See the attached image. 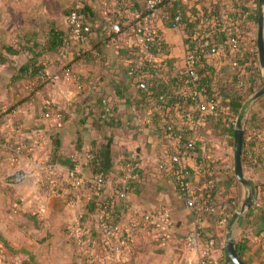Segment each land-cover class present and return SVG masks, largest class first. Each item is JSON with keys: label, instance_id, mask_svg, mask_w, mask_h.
Returning a JSON list of instances; mask_svg holds the SVG:
<instances>
[{"label": "built area", "instance_id": "built-area-1", "mask_svg": "<svg viewBox=\"0 0 264 264\" xmlns=\"http://www.w3.org/2000/svg\"><path fill=\"white\" fill-rule=\"evenodd\" d=\"M237 1L240 4L232 12L226 7L215 11L212 4L206 9L198 8L199 0H71L64 18L58 70L43 68L34 78H29V97L37 92L40 83L58 81L71 82L76 92L85 96L96 92L100 97L98 119L116 122L117 112L112 100L98 92L95 82L85 80L83 73L76 71L69 62L71 58L67 57L74 48L84 53V45L98 30L104 45L123 60L126 77L140 93V102L131 106L130 124L133 129L145 127L156 135L162 148L156 167L172 178L177 195L192 214L193 221L184 238L189 248H196L198 244L203 216L216 215L220 223H226L229 218L225 204L210 188L216 183L218 172L228 174L231 170L223 166L217 146L208 137L209 122L218 115L222 105L220 88L211 70L215 68L212 60L233 55L235 58L230 59L228 65L249 77L252 69L259 67L252 55L256 40L246 39L247 23L254 21L257 26L258 0ZM92 13L100 16L99 24L92 20ZM165 27L176 30L180 37L182 54L179 58H172L170 54V45L163 35ZM247 48L249 56L238 58ZM43 106V118L61 126L63 113L59 106L50 100L44 101ZM2 111L6 109L2 107ZM238 117L224 122V127L234 131ZM1 147L24 155V147L17 142L0 141ZM25 151L32 150L25 148ZM198 151L201 156L194 158L195 167L192 168L189 160ZM92 157L86 150L70 154L64 163L49 159L37 161L32 154L29 158L34 162L40 189L49 196L67 198L71 190L87 187L105 198L109 186L107 174L91 170L86 177L81 170L82 165L90 168ZM141 168V158L134 149L130 150L117 165L118 176L110 186L111 194L125 201ZM194 174L203 178L199 185L193 184ZM24 177V172H18L14 181ZM230 202L237 208L243 204L237 200ZM123 210L124 217L116 221L109 220L108 215H98L97 228L104 238L106 256L127 253L137 233L148 234L159 245H165L172 224L168 208L157 206L139 210L124 203ZM82 218L83 213L68 226V233L76 244L84 247L90 236ZM213 247L214 241L208 240L199 254L200 264L210 263Z\"/></svg>", "mask_w": 264, "mask_h": 264}, {"label": "crops", "instance_id": "crops-1", "mask_svg": "<svg viewBox=\"0 0 264 264\" xmlns=\"http://www.w3.org/2000/svg\"><path fill=\"white\" fill-rule=\"evenodd\" d=\"M61 1L59 0V2ZM16 3L14 5L13 0H0V141H7L10 144L17 142L24 147V155L15 154L13 150L6 147L0 148V182L5 175L1 169L5 171L7 168L4 167V163L12 166L13 179L14 175L20 171L25 173V177L20 182L15 183L13 181L15 183L13 185L6 182L7 187L0 184V194L14 197L19 192L23 195L27 193V202L32 200L31 197L37 201L43 199L46 196L42 193L43 191L37 182L36 169L34 162L29 158L30 155L32 154L37 161L49 159L64 163L70 154L82 153V151L90 148L91 140L97 138L104 143L106 136L109 139L110 153L106 166L109 186L104 194L105 197H113L117 202L127 203L139 210H150L157 206H163L169 209L172 218L169 238L164 246L154 242L148 234H143L140 243L144 245L145 251L139 253L140 258L136 260V264H142L146 257L147 263L155 258L157 261L155 264H200L198 261L199 254L208 240H211V236L221 238L220 243L222 244L227 238H234L236 246H240V257L243 260L252 261L254 264H264V108L258 101L260 96L248 102L258 90L245 101L241 116L243 127L241 163L243 174L253 183L255 188L253 203L242 215H237L230 223L233 214L240 209L230 201L237 200L240 204L241 201H244L247 190L234 173V131L226 128V125L224 127L223 124L213 121L214 127L208 129V137L212 144L217 146V155L221 157L223 166L231 169L228 174L218 172L215 175L217 199L225 204L229 218L226 223H220L216 215L205 217L200 222L202 236L199 238L196 248H189L184 238L190 229L193 217L190 210L177 195L172 178L168 174L160 172L156 167V159L160 149H162L159 140L148 128L133 129L127 124L132 118L131 106L133 103L140 102L138 100L140 93L126 77L123 60L111 48L104 45L103 37L98 30H95L84 45L85 56L73 62L74 69L82 72L85 80L95 82L98 92L108 95L114 101L120 122L113 127L104 125L97 129L94 119L97 93L93 92L88 96L79 94L71 82L58 81L53 84H44L37 88V92L31 97H29L31 82L28 79L23 81L18 88L9 87L8 82L13 72L27 61L28 53L26 50H21L16 55L9 54L3 49L2 44L22 43L25 35L32 34L33 43L35 42L38 46L42 42V37L48 29L50 21H54V25L63 30L64 18L71 5V0H63L61 8L58 5L57 8L55 7L56 13L47 16L44 22L42 20L39 23L38 18H35L34 15H29L26 22L21 17H14V7L16 10L20 2ZM211 4L215 6V11L226 7L235 12L240 2L237 0H199L198 8L206 9ZM5 9H9V18L5 15ZM94 19L97 24L102 21L97 13H92V20L94 21ZM246 29L248 31L246 39L255 38L256 40L257 26L254 21L248 22ZM163 35L170 45L172 58L181 57V41L176 30L165 27L163 28ZM15 48L19 51L18 46ZM249 54L248 48L244 49L238 58H246ZM55 57L53 53L46 56L47 61L44 62V65H46L47 70H58L59 65L55 63ZM232 58L235 57L229 55L223 56L221 59L215 58L212 60L215 68H211L215 73L216 84L220 88L221 110L226 114L229 113L226 102L230 86H238L242 82L252 84L256 78L254 71L257 69L253 68L252 75L249 77L243 74L241 70H235L228 65ZM46 100L55 102L63 111L65 119L61 126H56L52 121L43 118V103ZM2 107L6 109L5 112L2 111ZM103 143L101 144L103 145ZM25 148H31L32 151H25ZM132 149L141 158L142 168L138 179L127 193L126 200L123 201L111 194L110 186L118 176V163ZM198 156H201L199 151L189 160L192 168L195 167L194 158ZM81 170L86 177H89L91 168L82 165ZM192 181L193 184L199 185L203 178L194 174ZM70 192L71 194L67 198L48 196L46 210L51 216H61L62 214L61 218L66 219L60 230V236L65 238L66 245L69 244L66 239L73 238L66 228L76 221L77 214L84 213V226L87 230L98 231L96 230L95 215H87L84 212V205L93 196L92 191L84 187ZM28 207L26 209L18 208V211H22L23 217L31 221V226L34 229L40 228L44 223L40 217L41 212L32 209L33 206L28 205ZM26 213L37 214L38 219L41 220L40 225L36 227L33 221L25 215ZM210 228H213V232ZM0 236L13 251L17 252L12 254L0 241V256H18L22 253L28 256L34 255L31 250L29 251L23 246L18 247L1 224ZM33 237V234H28L29 239ZM44 241L46 239L42 240V242ZM86 247H81V252L77 255L86 256ZM90 251L91 256H106L104 252L100 251V253L94 247ZM167 251L169 252L167 253ZM225 254V249L223 251L215 245L210 251L209 264H232L226 262ZM122 256H129V253H124ZM127 259L126 257L125 260ZM33 264L36 263L33 262Z\"/></svg>", "mask_w": 264, "mask_h": 264}, {"label": "trees", "instance_id": "trees-1", "mask_svg": "<svg viewBox=\"0 0 264 264\" xmlns=\"http://www.w3.org/2000/svg\"><path fill=\"white\" fill-rule=\"evenodd\" d=\"M70 10V6L67 9V13ZM90 9L86 8V11H89ZM64 12V10H62ZM66 13V14H67ZM256 21V20H255ZM64 35V30L59 29L57 26L54 25V21L49 22V27L45 31V35L42 37V42L39 43L37 46L35 42L33 43L32 40V34L31 35H25L23 38L22 43L14 44V45H8V44H2L3 49L12 55H16L20 53L21 50H26L28 53V59L25 63L21 64L18 66V68L15 69L13 72L9 82L8 86L13 87V88H18L19 85L23 83L26 79L29 80V78H34L36 75V72L40 69L46 68V65H44V62L47 61L46 56L48 54H55V63L58 65L61 64V58L59 55L60 49H61V41H62V36ZM19 47V51L15 47ZM70 53L67 54V57H70L71 60L69 62H74L76 59H81L85 56L84 53H80V51L76 50L75 48L69 51ZM252 55L254 56L255 60H258V53H257V47L254 45L253 47V53ZM30 71V75H27V72ZM255 74V80L252 84H246L245 82H242V84L238 86H230L229 94H228V100L226 102V106L229 108V113L226 114L224 113L222 109V105L220 106V111L217 116H215L213 119L210 120L209 126L214 127L213 121H216L218 124H225L224 122L226 121H232L238 116H242V108L244 106L245 101L247 98L255 93L257 90H259L262 86V76L260 72V68L257 67V69L254 71ZM45 84V83H44ZM43 83H40L39 87L44 85ZM103 95H106L102 93ZM108 96V95H106ZM109 97V96H108ZM110 98V97H109ZM111 99V98H110ZM112 100V99H111ZM258 101L260 105L264 108V94L261 95L258 98ZM114 104V109L116 110V106L114 101L112 100ZM100 106V97L99 95L96 97L95 101V107H96V112ZM58 111V109H57ZM62 113L63 111L60 110ZM117 112V110H116ZM65 116L63 113V122H64ZM95 121L97 125V129H100V127L106 125L109 127H113L119 124L120 118L117 114V121L109 120V121H104L100 120L97 117V114L95 116ZM224 119V120H223ZM131 121V120H130ZM130 125L131 128L133 126L130 124V122L127 123ZM233 133V131H232ZM233 138V137H232ZM109 139L105 136L104 138V143L100 142L99 140L93 139L91 140V147L87 148L90 153H92V160L90 163V168L92 171L97 172V171H103L106 173V166H107V158L108 154L110 153L109 150V145H108ZM233 142V140H232ZM103 143V145L101 144ZM98 147V148H97ZM106 147V148H104ZM84 150V151H86ZM82 151V153L84 152ZM212 192H217V184H213L212 187H210ZM210 189H208L209 191ZM93 196L89 199V201L84 205V212L87 215H95L96 218V224L98 223V215L103 214L104 216L108 215L109 220L116 221L120 218L124 217V202H117L115 198L111 197H105L102 198L101 195L96 194L95 192H92ZM28 218H30L34 225L38 227L40 225L41 220L38 219L37 214H32V213H26ZM207 216L211 215H206L203 216V219ZM85 222V219L83 220V223ZM68 231V227L66 228ZM86 229V227H85ZM211 231L213 232V228H210ZM98 231L94 230H88L90 240L86 244L85 250L86 256H80L79 262L80 264H99V259L105 257V256H88L90 249L92 247L97 248L98 252H104L105 253V248H104V238L102 236L101 230L98 228L96 229ZM201 230V228H200ZM209 230V232L211 233ZM65 232V228H64ZM202 232H200V237ZM143 236V233H137L134 237V240L130 244L128 253L129 256H127V260L123 261L122 264H136L137 259L140 258L139 253L145 251L144 245H141L140 239ZM211 240H214V246L216 245L217 247L221 248L224 251V244L220 243L221 238H216L215 236L210 237ZM154 242H157V240L152 239ZM0 241L4 244L7 250H9L12 254H16L17 252L13 251L10 246H8L7 242L0 236ZM70 242L75 246L76 249H81V246L75 243L74 238H70ZM143 243V242H142ZM158 243V242H157ZM152 244V242H151ZM89 250V251H88ZM237 253L239 256H241V249L240 246H236ZM81 252V251H80ZM100 252V253H101ZM225 260L228 263H231L230 260L228 259L227 255L225 254ZM249 263L254 264L252 261H249ZM18 264H33V262L30 259H23L20 263Z\"/></svg>", "mask_w": 264, "mask_h": 264}, {"label": "rangeland", "instance_id": "rangeland-1", "mask_svg": "<svg viewBox=\"0 0 264 264\" xmlns=\"http://www.w3.org/2000/svg\"><path fill=\"white\" fill-rule=\"evenodd\" d=\"M14 5L16 2H20L17 5V9L14 7V17H21L24 22L29 17V15H34L35 18H38L39 21L44 22L47 16H51L56 13L55 9L60 6L62 7L63 0L59 2V0H13ZM10 4V3H8ZM58 5V6H57ZM56 7V8H55ZM9 8V6H8ZM67 8V7H64ZM9 9H5V15L9 18ZM19 19V18H17ZM3 177L2 182H0L1 186H6V182H10V184H15L20 181H14L12 177V166L7 163H4ZM3 168V167H1ZM20 171L19 173L21 174ZM14 175V174H13ZM24 178H22L23 180ZM13 181L15 183H13ZM5 184V185H4ZM43 191V190H42ZM41 191V192H42ZM46 197L43 199H39L38 201L31 197V201L27 202L26 194L18 193L11 197L10 195H2L0 194V224L4 228V230L9 234V236L15 241L18 247L23 246L31 253L33 256H28L25 253L18 254V256H0V264H18L23 259H30L32 262L36 264H80L79 258L77 254L80 253V249H76L75 246L70 242V238L66 239L69 241V244H65V238L60 236V230L63 227L64 220L61 216L53 215L51 216L46 212L48 207V199L49 195L42 192ZM28 205L33 206L32 209L38 210L40 213V217L44 223L40 228L34 229L31 226V221H28L22 215V211H18V208H29ZM37 212V211H36ZM39 212H37L39 214ZM77 214L76 219L78 218ZM84 217V213H83ZM84 220V218H82ZM30 224V226H28ZM28 234H33L34 237L32 239L28 238ZM52 236V238H51ZM43 239L46 241L42 242ZM53 252V253H52ZM169 251H167L168 253ZM91 254V251H90ZM89 256V255H88ZM127 256H105L99 259V264H122ZM147 258V257H146ZM145 258V259H146ZM151 259V256H149ZM142 261V264H155L157 263L154 258L151 262ZM126 261V260H125Z\"/></svg>", "mask_w": 264, "mask_h": 264}, {"label": "water", "instance_id": "water-1", "mask_svg": "<svg viewBox=\"0 0 264 264\" xmlns=\"http://www.w3.org/2000/svg\"><path fill=\"white\" fill-rule=\"evenodd\" d=\"M256 47L258 53L259 68L262 76L261 88L248 100L251 102L264 94V0H258L257 8V35H256ZM242 141H243V127L240 116L236 120L234 129V173L239 182L246 188L247 195L243 201V204L239 210H237L230 219V223L237 215H242L253 203L255 188L253 183L245 177L242 170ZM224 248L228 259L232 264H249L243 260L236 250V241L230 237L224 241Z\"/></svg>", "mask_w": 264, "mask_h": 264}]
</instances>
